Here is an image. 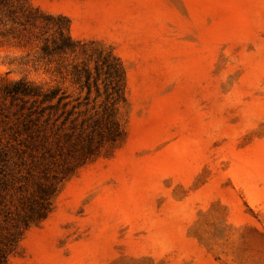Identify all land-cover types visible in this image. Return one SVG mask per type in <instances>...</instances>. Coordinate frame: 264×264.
I'll list each match as a JSON object with an SVG mask.
<instances>
[{"label": "rangeland", "instance_id": "rangeland-1", "mask_svg": "<svg viewBox=\"0 0 264 264\" xmlns=\"http://www.w3.org/2000/svg\"><path fill=\"white\" fill-rule=\"evenodd\" d=\"M99 53L124 136L91 160L22 153L0 115V264H264V0H0V97H76Z\"/></svg>", "mask_w": 264, "mask_h": 264}, {"label": "trees", "instance_id": "trees-1", "mask_svg": "<svg viewBox=\"0 0 264 264\" xmlns=\"http://www.w3.org/2000/svg\"><path fill=\"white\" fill-rule=\"evenodd\" d=\"M60 38L42 47L43 59L74 51L76 42L69 34L60 31ZM90 63L76 64L68 74L71 84L78 87L76 97L61 86L47 89L23 80L2 89L0 115L7 117V111L18 107L17 122L8 129L20 152L50 159L61 156L84 164L123 138L117 109L125 100L124 68L111 53H99L93 69ZM6 158L8 152L0 144V165Z\"/></svg>", "mask_w": 264, "mask_h": 264}]
</instances>
